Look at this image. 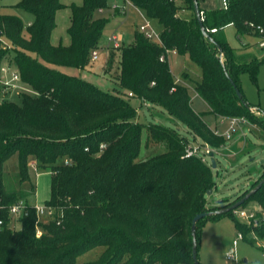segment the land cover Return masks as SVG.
Wrapping results in <instances>:
<instances>
[{
  "label": "trees",
  "instance_id": "trees-1",
  "mask_svg": "<svg viewBox=\"0 0 264 264\" xmlns=\"http://www.w3.org/2000/svg\"><path fill=\"white\" fill-rule=\"evenodd\" d=\"M130 1L161 26L160 42L134 31L132 44H122L118 61L113 57L109 62L113 91L61 70L89 64L106 23L94 11L105 8L106 0L70 6L68 45L51 42L56 13L64 7L60 0L15 4L32 14L30 25L0 4V68L12 52L21 82L32 91L18 101H0V264H195L192 219L207 211L206 197L216 181L211 165L198 155L186 156L190 139L175 126L189 128L212 147H221L225 139L205 122V112L193 109L189 89L175 81L171 50L199 67L200 78L192 82L206 112L243 115L264 129L253 113L261 110L241 89L244 72L256 82L264 54L238 55L225 36L230 24L241 41L245 34L258 36L250 24L264 28V0H225L224 8H200L207 35L195 17L193 0H184L191 18L180 15L177 0ZM143 103L167 111L175 126L138 121ZM144 129L147 141L163 149L141 159ZM14 154L21 183H31L33 162L52 174L45 204L55 213L46 221L38 219L29 200L35 183L31 194L8 190L4 183V163ZM250 199L264 209V183ZM19 201L24 209L16 229L9 209ZM197 230L198 225V247ZM244 231L264 237V224Z\"/></svg>",
  "mask_w": 264,
  "mask_h": 264
},
{
  "label": "rangeland",
  "instance_id": "rangeland-1",
  "mask_svg": "<svg viewBox=\"0 0 264 264\" xmlns=\"http://www.w3.org/2000/svg\"><path fill=\"white\" fill-rule=\"evenodd\" d=\"M19 1L0 0V4L3 6L2 10L5 12H15L21 15L24 22H27L29 16L32 14L24 9L15 7L14 5ZM60 1L64 7L56 14L57 28L51 34V42L56 45H68L70 43V36L68 34L71 15L70 6L73 4L81 5L84 0ZM114 4L123 6L125 5V0H106L104 13L99 12L98 8L94 11V17L106 20V23L98 47L93 51L89 64L82 69L61 67L63 72L81 77L106 91H113L111 78L107 74L109 62L113 57L115 61L119 59V50L114 48L110 37L113 34H121L124 39V45L132 44L134 30L137 25L144 23L143 15H146L132 3L126 5L124 12L115 13L112 8ZM178 4L181 5L180 0H178ZM181 14L186 18L190 15L187 12H182ZM225 36L230 46L240 52L242 44L237 38L236 28L232 25H227L225 27ZM243 38L253 47L251 49H253L256 56L262 57L264 47L260 46L258 36L245 34ZM251 49L249 48V50ZM169 63L174 76H178L179 74V76H182L184 73L188 75V77H184V82L179 81V83L189 89L191 95L190 102L193 109L198 113L205 112L203 118L213 131L218 129L221 133L224 132L228 127L226 117L206 112L207 106L205 102L200 100V97L194 91L192 81L199 79L201 74L199 67L188 56L183 58L177 54L170 55ZM2 65L11 66L12 69L10 71L15 69L12 52L6 55L2 61ZM14 82L15 84L9 88H6L4 85L0 88V101H18L23 92L32 93L31 88L24 85L20 80H14ZM241 89L247 100L256 107H259L261 111L254 108L253 113L257 117V121L264 123V62L260 65L256 82L252 81L248 72H244L241 75ZM192 94H195L199 99L196 100ZM133 102L136 105L140 103L136 99H133ZM238 117L243 118L245 121L231 139L224 138L225 142L221 147H212L204 144L189 128L181 125L175 126L167 111L159 106H144L141 104L137 120L145 122L157 121L168 126L179 127V133L188 136L190 139L187 150L189 148L198 149V156L208 165L212 166L210 152L214 153L213 157L216 167H212V171L216 187L207 195L206 200L207 211L215 212L236 199L239 195H242L245 190L250 189L251 185L262 179L260 175L264 174V129L258 123L243 115ZM143 134L139 158L144 159L162 151L163 147L161 145L147 141L145 129L143 130ZM221 137L223 138V136ZM206 148L209 149V153L205 152ZM203 153L207 154L204 160ZM29 173L32 180L31 183H35L36 187L35 194L29 197V200L34 205H45L46 200L50 196L52 174L48 169L38 168L36 162L31 163ZM4 183L8 190H22L26 194L33 193L30 189L31 183H21L19 179L17 154L12 155L4 163ZM241 207L249 209L262 206L255 200L250 199ZM48 218L47 216H43L40 219L46 221ZM237 224H240L243 229H239ZM197 225V254L201 264H232V261L228 259L226 254L230 247L233 246L236 249V255L240 259L241 264H264L263 248L260 245L261 243L264 244V237L257 236L251 231L245 232L244 229L246 226H249L244 220L234 214V210H232L231 214L223 213L204 217ZM11 226L16 229L20 227L18 219L12 218ZM239 231L244 235L241 239L237 237ZM235 239H237L236 245L233 244ZM86 256L82 258L84 259Z\"/></svg>",
  "mask_w": 264,
  "mask_h": 264
},
{
  "label": "built area",
  "instance_id": "built-area-1",
  "mask_svg": "<svg viewBox=\"0 0 264 264\" xmlns=\"http://www.w3.org/2000/svg\"><path fill=\"white\" fill-rule=\"evenodd\" d=\"M127 1L131 2L130 0H127ZM113 8H120V5L116 4L113 6ZM250 27H252L253 30L258 34L260 46L264 47V28L261 27L260 25H253L252 23L250 24ZM139 31L142 32L150 40L154 42H160V37H159L160 32L156 31L149 23H145L141 25ZM111 39L114 42L116 41V45H117V41H118L117 37L113 36ZM160 59L163 60V56H161ZM11 69H12L11 66L7 67L5 65H1V68H0L1 87H3L4 85L6 88H9L10 86H13L15 84L14 80L21 81L18 69L15 67L13 71H10ZM175 81L179 83V80L175 79ZM129 95L132 96L133 94L129 92ZM226 120L228 121L227 129L222 133L220 132V130L215 129L214 133L216 135L223 136L225 139H231L233 135L238 131L237 129L241 127V124L245 120L238 116L226 117ZM102 148H104V145H101V149ZM207 148L205 149L206 150L205 152L209 153V149ZM197 152H199L198 149L189 148L187 150L186 156H190L194 154L198 155ZM206 153H203V160H204L205 155H207ZM64 163L67 164L68 160L65 159ZM35 208H36L38 219H40L43 216L52 217L55 213V209L52 206H49L46 204L45 205L35 204ZM23 209H24V203L23 201H19L10 206V209H9L10 215L12 216V218L18 219L21 213L23 212ZM234 214H236L238 218L244 220L247 223V225L251 227L252 229L260 227L264 224V209L262 207H254V208L246 209L240 206L234 209ZM0 224H2V220H0ZM37 235L38 236L40 235L39 231H37ZM237 237L238 239H241L244 237V235L241 231H239ZM236 243H237V239L233 241L234 245H236ZM260 245L263 248L262 255L264 256V244L261 243ZM226 256L228 257L230 261H232V264H241L240 259L236 255V249L234 246L230 247V249L227 251Z\"/></svg>",
  "mask_w": 264,
  "mask_h": 264
},
{
  "label": "crops",
  "instance_id": "crops-1",
  "mask_svg": "<svg viewBox=\"0 0 264 264\" xmlns=\"http://www.w3.org/2000/svg\"><path fill=\"white\" fill-rule=\"evenodd\" d=\"M178 1V0H177ZM181 1V5H180V7H181V10H179V13H180V15H182L181 13L182 12H187L188 14H190L189 15V17L188 18H191V16L193 15V12L190 10V9H188V8H186V5H185V2H184V0H180ZM199 1V6H200V8H202V9H215V8H224L225 7V0H198ZM129 3H131V2H129V1H127V0H125V5H123V6H120V8H113V10L115 11V13L117 12V13H120V12H124L125 11V9H126V5L127 4H129ZM114 5H116V4H114ZM113 5V6H114ZM118 5V4H117ZM139 10H141L140 8H138ZM59 11V10H58ZM57 11V12H58ZM104 11H105V8H100L99 9V12H101V13H104ZM142 11V10H141ZM143 12V11H142ZM15 13V12H14ZM144 13V12H143ZM15 14H17V13H15ZM57 14V13H56ZM145 14V13H144ZM20 17H21V15H19ZM144 16V23H141L140 25H137V27L135 28V30L136 29H140V27H141V25H143V24H145V23H149L156 31H158V32H160V29H161V26L157 23V21L156 20H154V19H150V18H148L146 15H143ZM183 16V15H182ZM32 19H33V17H32V15H30L29 16V20L27 21V22H24L25 23V25H30L31 24V21H32ZM57 23V22H56ZM70 24V23H69ZM230 25H232V24H230ZM233 26V25H232ZM56 28H57V26H56ZM55 28V29H56ZM54 29V30H55ZM134 30V31H135ZM113 36H115V37H117V39H118V41H117V45H116V41L114 42L111 38L113 37ZM238 38V37H237ZM239 40V39H238ZM110 41L112 42V44H113V46H114V48H119L123 43H124V39H123V37H122V35L121 34H113L111 37H110ZM240 42H241V44H242V49H241V51L239 52V51H236L237 52V54L238 55H256L254 52H253V49H251V48H253L248 42H246V40L242 37V41L241 40H239ZM53 43V42H52ZM54 44V43H53ZM54 45H56V44H54ZM249 48L251 49V50H249ZM172 54H177L178 56H180V57H183V58H186L187 57V55H180V54H178L175 50H171L169 53H168V59L170 58V55H172ZM72 75H74V74H72ZM174 75V74H173ZM180 75V74H179ZM174 76L175 77V79H177V80H179V81H181V82H184V76H183V74H182V76ZM199 78H200V76H199ZM192 96L197 100V99H199V97H196V95L195 94H192ZM200 100H202L201 98H200ZM203 101V100H202ZM204 102V101H203ZM143 105L144 106H151L150 104H148V103H143ZM157 118H159V117H157ZM222 120H224V119H222ZM144 135V134H143ZM19 228V227H18Z\"/></svg>",
  "mask_w": 264,
  "mask_h": 264
},
{
  "label": "water",
  "instance_id": "water-1",
  "mask_svg": "<svg viewBox=\"0 0 264 264\" xmlns=\"http://www.w3.org/2000/svg\"><path fill=\"white\" fill-rule=\"evenodd\" d=\"M193 8H194L195 17H196V19H197V21L201 27L203 34L207 35V31H206L204 24H203V17H202L203 12L200 9L198 0H193ZM231 82H232V84L236 90V93H237L239 99L241 101H244L241 91L236 87V84L232 80H231ZM213 155H214V153L210 152V156L212 157L211 158L212 159L211 160L212 161V167H216V162H215ZM263 183H264V177L254 187H252L247 193H245L240 199H238L237 201H235L231 205H228L226 207L218 209L215 212H209V211L201 212V213L196 214L193 217L192 226H191V231H192V235H193L192 258H193L195 264H201L199 259H198V254H197V236H196L197 222L205 216H209L211 214H223V213L232 211V210L236 209L237 207L242 206L262 186ZM211 192H212V189H210L208 191V194H210Z\"/></svg>",
  "mask_w": 264,
  "mask_h": 264
}]
</instances>
